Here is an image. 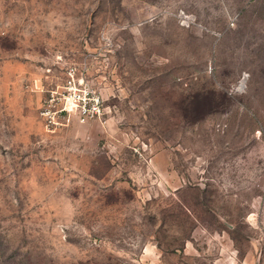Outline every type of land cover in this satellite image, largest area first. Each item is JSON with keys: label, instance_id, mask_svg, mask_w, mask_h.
I'll use <instances>...</instances> for the list:
<instances>
[{"label": "rangeland", "instance_id": "obj_1", "mask_svg": "<svg viewBox=\"0 0 264 264\" xmlns=\"http://www.w3.org/2000/svg\"><path fill=\"white\" fill-rule=\"evenodd\" d=\"M0 264H264V0H0Z\"/></svg>", "mask_w": 264, "mask_h": 264}, {"label": "built area", "instance_id": "obj_2", "mask_svg": "<svg viewBox=\"0 0 264 264\" xmlns=\"http://www.w3.org/2000/svg\"><path fill=\"white\" fill-rule=\"evenodd\" d=\"M49 91L41 108L45 127L54 131L69 124L72 118L80 122H107V107L99 89L87 81L77 66L71 65L66 80L60 87Z\"/></svg>", "mask_w": 264, "mask_h": 264}]
</instances>
